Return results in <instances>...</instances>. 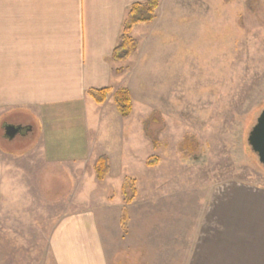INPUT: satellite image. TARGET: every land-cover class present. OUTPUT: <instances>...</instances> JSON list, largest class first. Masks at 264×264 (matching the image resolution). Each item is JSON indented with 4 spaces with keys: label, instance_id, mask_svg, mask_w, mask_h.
<instances>
[{
    "label": "rangeland",
    "instance_id": "1",
    "mask_svg": "<svg viewBox=\"0 0 264 264\" xmlns=\"http://www.w3.org/2000/svg\"><path fill=\"white\" fill-rule=\"evenodd\" d=\"M159 1L157 21L131 32L140 46L119 63L128 75L113 81L130 91L131 114L114 94L100 110L88 102L79 163L48 173L38 156L6 158L0 264H57L52 249L65 250L81 213L88 228L97 217L111 264H190L211 197L232 182L264 188L248 143L264 112V0ZM4 135L7 152L31 147Z\"/></svg>",
    "mask_w": 264,
    "mask_h": 264
},
{
    "label": "crops",
    "instance_id": "2",
    "mask_svg": "<svg viewBox=\"0 0 264 264\" xmlns=\"http://www.w3.org/2000/svg\"><path fill=\"white\" fill-rule=\"evenodd\" d=\"M146 1L0 0V139L11 124L31 144L7 152L0 143V205L6 158L38 156L48 173L55 164L87 158L88 102L96 104L88 92H115V78L128 75H118L113 53L131 8ZM157 19L158 13L151 25ZM97 113L90 111L91 119ZM86 218L73 217L80 226L69 229L64 251L53 247V238L57 264H111L97 217L90 228ZM194 245L190 264H264V188L223 185L207 202Z\"/></svg>",
    "mask_w": 264,
    "mask_h": 264
},
{
    "label": "trees",
    "instance_id": "3",
    "mask_svg": "<svg viewBox=\"0 0 264 264\" xmlns=\"http://www.w3.org/2000/svg\"><path fill=\"white\" fill-rule=\"evenodd\" d=\"M159 8L158 0H149L143 3L134 4L131 8L127 19L125 20L123 33L119 38L118 44L113 53V61L122 63L139 51V41L131 36L133 28L138 24L151 25L157 18V10ZM125 72L124 68L117 69L118 75ZM114 103L122 117H128L132 112L131 93L126 88H120L115 92L111 89L90 90L88 95L96 104L102 105L112 95ZM97 177L104 180L109 173L108 158L103 156L96 163Z\"/></svg>",
    "mask_w": 264,
    "mask_h": 264
},
{
    "label": "water",
    "instance_id": "4",
    "mask_svg": "<svg viewBox=\"0 0 264 264\" xmlns=\"http://www.w3.org/2000/svg\"><path fill=\"white\" fill-rule=\"evenodd\" d=\"M21 132V127L5 126V135L10 140H13ZM248 143L254 154L257 155L260 164L264 167V112L259 116L256 125L251 130Z\"/></svg>",
    "mask_w": 264,
    "mask_h": 264
}]
</instances>
